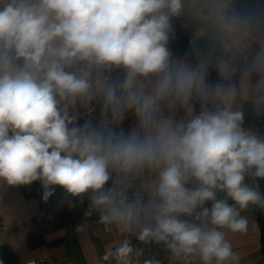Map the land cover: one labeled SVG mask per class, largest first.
<instances>
[{
	"label": "clouds",
	"instance_id": "clouds-1",
	"mask_svg": "<svg viewBox=\"0 0 264 264\" xmlns=\"http://www.w3.org/2000/svg\"><path fill=\"white\" fill-rule=\"evenodd\" d=\"M249 115L264 118V0H0V190L87 197L126 234L116 264H162L130 237L169 264H240L228 235L264 211Z\"/></svg>",
	"mask_w": 264,
	"mask_h": 264
},
{
	"label": "crops",
	"instance_id": "crops-1",
	"mask_svg": "<svg viewBox=\"0 0 264 264\" xmlns=\"http://www.w3.org/2000/svg\"><path fill=\"white\" fill-rule=\"evenodd\" d=\"M176 36L171 42L174 52L182 54L188 48V33L176 22ZM264 118L249 115L246 123L255 125ZM130 120L125 122V127ZM28 186L0 190V250L10 249L17 260L16 264H28L40 255H52L63 264H116L107 254L122 241V235L115 226L104 229L101 225H78L58 227L47 230L45 217L46 205L34 196L27 195ZM62 214L64 219L79 217H98V213L86 215V209H80L78 198L70 197L62 189ZM262 211V210H261ZM264 212V211H262ZM249 217L250 227L246 234H230L228 239L234 251L240 257V264H264L262 250L259 210L250 209L245 213ZM137 251L136 244L132 243ZM140 252V251H139ZM142 262V255L139 256ZM165 264H169L165 252Z\"/></svg>",
	"mask_w": 264,
	"mask_h": 264
},
{
	"label": "built area",
	"instance_id": "built-area-1",
	"mask_svg": "<svg viewBox=\"0 0 264 264\" xmlns=\"http://www.w3.org/2000/svg\"><path fill=\"white\" fill-rule=\"evenodd\" d=\"M92 116L98 117V110ZM130 120V119H129ZM252 126V125H250ZM257 130L264 132V123L261 119H258L256 124L253 125ZM27 195L34 196L36 199L41 200L46 205L45 217L47 220V230H53L58 227H74L78 225H95L99 224L104 229H108L103 223L99 222L98 217H79L74 219H64L63 218V208H62V198L57 193V191L50 196L47 200L43 199V189L39 182H34L31 186H28L25 190ZM245 214V213H244ZM126 234L122 235V240L125 239ZM132 243L136 244L143 259L150 256H156L165 264V251L161 246L158 245H145L134 237H130ZM28 264H63L57 261L52 255H40L33 258Z\"/></svg>",
	"mask_w": 264,
	"mask_h": 264
},
{
	"label": "trees",
	"instance_id": "trees-1",
	"mask_svg": "<svg viewBox=\"0 0 264 264\" xmlns=\"http://www.w3.org/2000/svg\"><path fill=\"white\" fill-rule=\"evenodd\" d=\"M259 184H260L261 190L264 191V180L259 181ZM60 197L62 198V195H60ZM78 199L81 200L80 198ZM87 204H88V199L87 197H85L83 200L79 201L80 209L85 210L87 207ZM258 217L260 219V225H261L262 250H264V212L259 210ZM0 260H3L4 264H16L17 263L15 255L13 254V252H11L10 249H7V248H2L0 250Z\"/></svg>",
	"mask_w": 264,
	"mask_h": 264
}]
</instances>
